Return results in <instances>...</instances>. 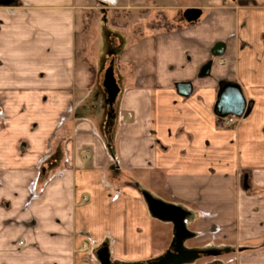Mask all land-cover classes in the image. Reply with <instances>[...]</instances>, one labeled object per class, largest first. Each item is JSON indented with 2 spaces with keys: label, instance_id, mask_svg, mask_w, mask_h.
Here are the masks:
<instances>
[{
  "label": "crops",
  "instance_id": "0c3cea01",
  "mask_svg": "<svg viewBox=\"0 0 264 264\" xmlns=\"http://www.w3.org/2000/svg\"><path fill=\"white\" fill-rule=\"evenodd\" d=\"M240 1L186 6L200 17L130 46L106 137L85 116L79 43L95 14L107 23L111 5L148 0H0V264L169 251L177 264H264V0ZM225 82L251 105L229 127L216 113Z\"/></svg>",
  "mask_w": 264,
  "mask_h": 264
},
{
  "label": "rangeland",
  "instance_id": "374dc122",
  "mask_svg": "<svg viewBox=\"0 0 264 264\" xmlns=\"http://www.w3.org/2000/svg\"><path fill=\"white\" fill-rule=\"evenodd\" d=\"M231 1L223 0L224 3ZM201 3L203 0H148L150 8L143 9H126L111 5V8L107 9L110 11L107 23L100 13L95 14L91 33L88 37H84V43H79V46L82 47L84 57L96 68L95 81L90 83L89 88L84 91L83 98L86 104L85 116L95 122L100 133L106 136V128H109L110 123V108L106 104L109 93L104 86L108 69L112 68L117 84L120 89H124L127 75L123 59L130 46L146 33L180 29L186 23L180 20L183 19L185 7L197 6ZM239 3L245 5L251 4L252 1L242 0ZM172 26L174 28L167 29ZM121 96L122 91H119L116 104ZM79 97H81L80 94ZM203 258L213 262L214 258H219V252L208 249ZM121 259L120 262L125 261L123 257ZM112 263L114 262H108V264Z\"/></svg>",
  "mask_w": 264,
  "mask_h": 264
},
{
  "label": "water",
  "instance_id": "95a60500",
  "mask_svg": "<svg viewBox=\"0 0 264 264\" xmlns=\"http://www.w3.org/2000/svg\"><path fill=\"white\" fill-rule=\"evenodd\" d=\"M201 15V10L198 8H188L184 12V18L188 21H195ZM217 49L214 50L215 54H220L222 52L223 45L219 44ZM212 61L206 63L200 73L201 77L207 76L210 74L212 68ZM112 68H109L105 78L104 86L109 93V104H113L116 101L117 94L120 91V88L114 77ZM193 86L190 82H181L177 84V90L182 96H188L192 92ZM251 110V105H248L247 100L243 94V91L239 84L225 82L221 85L218 100L216 104V113L222 117L229 115H235L237 117H242L247 115ZM170 211V210H169ZM172 212V211H170ZM181 257H174L171 251L167 254L156 260L154 262L142 263V262H119L112 264H177L182 261ZM103 264H108L107 261L103 259Z\"/></svg>",
  "mask_w": 264,
  "mask_h": 264
},
{
  "label": "trees",
  "instance_id": "16d2710c",
  "mask_svg": "<svg viewBox=\"0 0 264 264\" xmlns=\"http://www.w3.org/2000/svg\"><path fill=\"white\" fill-rule=\"evenodd\" d=\"M171 28H174V27L172 26V27H169L167 29H171ZM89 71H90V75H91L90 76V81H91V83H93L95 81V78H96V68H95V66L93 64H90ZM248 185H250V180H249V184Z\"/></svg>",
  "mask_w": 264,
  "mask_h": 264
},
{
  "label": "built area",
  "instance_id": "2783aa9c",
  "mask_svg": "<svg viewBox=\"0 0 264 264\" xmlns=\"http://www.w3.org/2000/svg\"><path fill=\"white\" fill-rule=\"evenodd\" d=\"M224 121V126H231L234 122H235V117L234 116H227L225 118H223Z\"/></svg>",
  "mask_w": 264,
  "mask_h": 264
},
{
  "label": "flooded vegetation",
  "instance_id": "af4514ba",
  "mask_svg": "<svg viewBox=\"0 0 264 264\" xmlns=\"http://www.w3.org/2000/svg\"><path fill=\"white\" fill-rule=\"evenodd\" d=\"M110 110H111V108H110ZM112 113H111V111H110V115H111Z\"/></svg>",
  "mask_w": 264,
  "mask_h": 264
}]
</instances>
